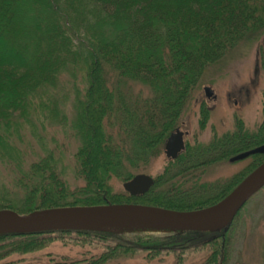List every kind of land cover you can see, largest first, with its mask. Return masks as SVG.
<instances>
[{
	"label": "trees",
	"instance_id": "16d2710c",
	"mask_svg": "<svg viewBox=\"0 0 264 264\" xmlns=\"http://www.w3.org/2000/svg\"><path fill=\"white\" fill-rule=\"evenodd\" d=\"M263 29L264 0H0V210L28 214L115 204L202 209L212 199L196 197V187L188 190L175 179L203 150L187 147L143 196L112 192L110 180L123 183L139 174L135 170L162 150L204 73ZM128 82L150 92L136 96L132 110L121 91ZM70 96L67 115L59 100ZM49 126L60 132L62 148L45 146L42 133ZM259 134L243 149L232 148L228 138L212 150L221 147L228 157L264 146ZM66 154L74 164L73 187L64 178ZM250 157L258 159L253 170L264 161V153ZM239 213L216 232L5 234L0 257L71 234L103 244L84 264L149 262L206 245L213 250L206 264H229Z\"/></svg>",
	"mask_w": 264,
	"mask_h": 264
},
{
	"label": "rangeland",
	"instance_id": "374dc122",
	"mask_svg": "<svg viewBox=\"0 0 264 264\" xmlns=\"http://www.w3.org/2000/svg\"><path fill=\"white\" fill-rule=\"evenodd\" d=\"M255 35L257 37L249 40L248 43L240 42L216 67L210 68L204 73L200 87L183 108L178 121H176L175 129L187 133L183 137L184 148L181 153L187 147L194 148V153L202 150L205 153L199 156L197 163L189 172H185V175L181 174V177L179 175V179H175V183H183L184 188L186 187L188 190L194 186L198 191L196 197L204 196L203 200L212 199L209 200L212 202L203 206L205 208L223 200L238 185L237 181L244 179L253 170L252 167L258 164L256 163L258 159L252 157L230 162V158L235 154L223 157L222 154L226 150H221V147L218 150H212V146L225 142L228 138L233 139L230 140L232 148H236L241 147L240 145L244 142H249L259 133V136H264V29L257 30ZM110 82L115 83L114 78ZM76 86L80 91L82 90L83 86L79 84ZM204 87L212 89L214 99L204 97ZM62 90L59 92L61 97L66 92V90ZM121 91L127 101L125 106L131 107L129 110L133 109L132 103L136 100V96L141 99L150 96L149 90L137 83L128 82ZM71 100V96L68 99L61 98L59 100L61 109L67 115L71 113L69 106ZM55 132H57L56 128L49 126L46 134L42 133V136L45 137H42L43 142L50 148H54L55 145L62 148L63 144L60 142L63 138L59 131L57 134ZM27 140L33 143L29 137ZM63 143L66 150L70 143L66 140ZM241 148L243 149V145ZM249 148V150L254 149L252 146ZM63 158L66 163L64 178L73 187L75 183L73 181L72 158L68 154ZM168 164L169 160L165 158L163 148L161 151L159 148L146 166L141 165L135 171L155 179L165 175ZM76 182L77 184L82 183V181ZM121 182L114 178L110 180L112 192L119 194L124 191L122 188L124 182ZM204 192L206 195H202ZM214 199H219V201L215 202ZM239 211L240 215L234 221L231 232L232 248L229 264H264V187ZM108 232L169 234L172 231L146 226H128L109 228ZM101 245L103 244L100 242L82 240L71 234L59 235L58 238L51 237V241L45 243L41 248L10 252L7 256L0 257V264H84L86 258L99 252ZM211 251L213 250L206 245L193 250L168 253L160 260L149 262L135 260L132 263L206 264L205 258L209 257ZM220 259L219 256L218 261Z\"/></svg>",
	"mask_w": 264,
	"mask_h": 264
},
{
	"label": "water",
	"instance_id": "95a60500",
	"mask_svg": "<svg viewBox=\"0 0 264 264\" xmlns=\"http://www.w3.org/2000/svg\"><path fill=\"white\" fill-rule=\"evenodd\" d=\"M206 99H214L210 87L203 88ZM187 133L175 129L166 138L163 154L169 161L175 160L184 148L183 137ZM259 146L230 158V162L263 154ZM154 185L152 177L136 174L122 184L132 197L143 196ZM264 187V161L251 171L220 202L194 211H173L134 204L101 205L90 207H60L18 214L0 210V235L35 234L45 231H108L109 228L146 226L171 231L214 232L224 229L245 203Z\"/></svg>",
	"mask_w": 264,
	"mask_h": 264
},
{
	"label": "bare ground",
	"instance_id": "6f19581e",
	"mask_svg": "<svg viewBox=\"0 0 264 264\" xmlns=\"http://www.w3.org/2000/svg\"><path fill=\"white\" fill-rule=\"evenodd\" d=\"M125 227H127V226H125ZM117 228H124V227H117Z\"/></svg>",
	"mask_w": 264,
	"mask_h": 264
},
{
	"label": "flooded vegetation",
	"instance_id": "af4514ba",
	"mask_svg": "<svg viewBox=\"0 0 264 264\" xmlns=\"http://www.w3.org/2000/svg\"><path fill=\"white\" fill-rule=\"evenodd\" d=\"M175 130V129H174ZM180 155V154H179Z\"/></svg>",
	"mask_w": 264,
	"mask_h": 264
}]
</instances>
